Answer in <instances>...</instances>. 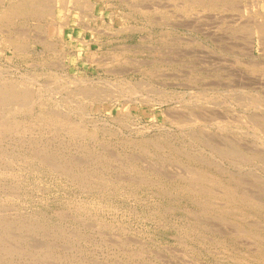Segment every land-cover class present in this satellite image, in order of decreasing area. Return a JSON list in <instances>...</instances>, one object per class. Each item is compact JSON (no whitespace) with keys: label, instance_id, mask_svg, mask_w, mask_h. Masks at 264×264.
Here are the masks:
<instances>
[{"label":"rangeland","instance_id":"rangeland-1","mask_svg":"<svg viewBox=\"0 0 264 264\" xmlns=\"http://www.w3.org/2000/svg\"><path fill=\"white\" fill-rule=\"evenodd\" d=\"M13 4L0 264H264V0Z\"/></svg>","mask_w":264,"mask_h":264},{"label":"bare ground","instance_id":"bare-ground-1","mask_svg":"<svg viewBox=\"0 0 264 264\" xmlns=\"http://www.w3.org/2000/svg\"><path fill=\"white\" fill-rule=\"evenodd\" d=\"M0 1H1V0H0ZM2 1H3V0H2ZM48 1H49V0H48ZM80 1H83V0H80ZM10 2H11V1H10ZM16 2H17V1H16ZM41 2H42V1H41ZM69 2H70V1H69ZM13 3H14V2H13ZM56 3H57V2H56ZM74 3H75V2H74ZM74 3H73V5H74ZM80 3H81V2H80ZM82 3H83V2H82ZM84 3H85V1H84ZM1 4H2V3H1ZM11 4H12V3H11ZM11 4H10V5H11ZM77 4H78V3H77ZM5 5H6V3H5ZM5 5H4V6H5ZM21 5H22V4H21ZM37 5H39V4H37ZM56 5H57V4H56ZM78 5H79V4H78ZM2 6H3V4H2ZM7 6H8V5H7ZM35 6H36V5H35ZM46 6H47V5H46ZM49 6H50V5H49ZM80 6H81V5H80ZM42 7H43V5H42ZM68 7H69V6H68ZM2 8H4V7H2ZM21 8H22L21 6H17V4H16V5L13 4L12 6H10V7L6 8V9H4V10L2 11V13H0V15L2 14V15H1V18H3V17L5 18V17L8 16V15L5 16V14H8V13L12 14L11 12H14V13H15V12H17V11H20ZM23 8H24V7H23ZM26 8H27V7H26ZM0 9H1V8H0ZM27 9H28V8H27ZM31 9H32V8H31ZM31 9H30V11H31ZM35 9H36V8H35ZM41 9H43V8H41ZM51 9H52V8H51ZM22 10H24V9H22ZM47 11H48V10H47ZM32 12H33V11H32ZM37 12H38V11H37ZM37 12H36V13H37ZM18 13H19V12H18ZM18 13H17V15L19 16V14H20L21 12H20L19 14H18ZM22 13H23V12H22ZM25 13H26V12H24V14H25ZM27 13H29V12H27ZM39 13H40V11H39ZM43 13H44V12H43ZM45 13H46V12H45ZM49 13H50V12H49ZM51 13H52V12H51ZM52 14H53V13H52ZM13 15H15V14H13ZM48 15H49V14H48ZM50 15H51V14H50ZM22 16H23V15H22ZM25 16H26V15H25ZM30 16H31V15H30ZM39 16H40V15H39ZM41 16H42V15H41ZM10 17H11V16H10ZM12 17H14V16H12ZM16 17H17V16H16ZM43 17H44V15H43ZM45 17H46V16H45ZM45 17H44V18H45ZM7 18H8V17H7ZM47 18H48V17H47ZM8 19H9V18H8ZM49 19H50V18H49ZM49 19H48V20H49ZM1 20H2V19H1ZM9 20H10V19H9ZM11 20H12V19H11ZM66 21H67V20H66ZM8 22H9V21H8ZM8 22H7V23H8ZM49 22H50V20H49ZM261 30L264 31L263 29H261ZM14 42H15V41H13V43H14ZM9 44H10V43H9ZM14 45L17 46L18 44L16 45V43H14ZM8 48H9V47H8ZM17 49H19V48H17ZM20 50H21V49H20ZM114 55H115V54H114ZM22 76H23V75H22ZM29 79H31V78H29ZM31 80H32V79H31ZM119 80H120V79H119ZM4 83H5V82H4ZM6 83H7V82H6ZM6 83H5V84H6ZM1 84H2V82H1ZM1 84H0V85H1ZM5 84H4V85H5ZM8 84H9V82H8ZM6 86H7V85H6ZM8 87H9V85H8ZM8 87H6V88H8ZM17 87H19V86L17 85ZM119 87H120V86H119ZM145 87H146V86H145ZM23 88H25V87H23ZM109 88H110V87H109ZM150 88H151V87H150ZM0 89H1V88H0ZM2 89H3V88H2ZM10 89H11V88H10ZM20 89H21V88H20ZM26 89H27V88H26ZM55 89H56V88H55ZM55 89H52L51 91H53V90H55ZM114 89H115V88H114ZM3 90H5V89H3ZM6 90H7V89H6ZM16 90H17V89H16ZM18 90H19V89H18ZM28 90H29V89H28ZM71 90H72V89H71ZM22 91H23V90H22ZM29 91H30V90H29ZM74 91H75V90H74ZM81 91H82V90H81ZM84 91H85V90H84ZM142 91H143V89H142ZM15 92H16V91H15ZM20 92H21V91H20ZM20 92H18V93H20ZM30 92H32V91H30ZM41 92H42V91H41ZM68 92H69V91H68ZM117 92H118V91H117ZM125 92H126V91H125ZM0 93H4V92H1V91H0ZM6 93H7V92H5V94H6ZM8 93L11 95L10 92H8ZM21 93H22V92H21ZM24 93H25V92H24ZM24 93H23V96H30V95H25ZM27 93H28V91H27ZM37 93H38V91H37ZM127 93H128V92H127ZM15 94H17V93H15ZM29 94H30V93H29ZM57 94H58V93H57ZM60 94H61V92H60ZM66 94H67V93H66ZM84 94H85V92H84ZM118 94H119V93H118ZM146 94H147V93H146ZM7 95H8V94H7ZM7 95H6V96H7ZM17 95H18V94H17ZM20 95H21V94H20ZM43 95H44V94H43ZM52 95H53V94H52ZM78 95H80V94H78ZM81 95H82V94H81ZM87 96H88V95H87ZM2 97H4V96H2ZM15 97H17V96H15ZM19 97H20V96H19ZM38 97H39V96H38ZM40 97H41V95H40ZM68 97H69V96H68ZM76 97H77V96H76ZM145 97H146V96H145ZM9 98H10V97H9ZM27 98H28V97H27ZM10 99H11V98H10ZM13 99H14V98H13ZM13 99H11V100L13 101ZM18 99H19V98H18ZM39 99H40V98H39ZM41 99H42V98H41ZM60 99H62V98L60 97ZM73 99H74V98H73ZM138 99H140V98H138ZM31 100H32V99H31ZM47 100H48V99H47ZM47 100H46V101H47ZM49 100H50V99H49ZM0 101H1V99H0ZM6 101H7V100H6ZM6 101H5V102H6ZM9 101H10V100H9ZM9 101H8V102H9ZM12 101H10V102H12ZM51 101H52V100H51ZM72 101H74V100H72ZM5 102H4V103H5ZM41 102H43V101H41ZM60 102H61V101H60ZM60 102H59V103H60ZM63 102H64V101H63ZM74 102H75V101H74ZM74 102H73V104H74ZM76 102H77V98H76ZM6 103H7V102H6ZM32 103H33V102H32ZM32 103H30V104H32ZM0 104H1V103H0ZM25 104H27V103H25ZM67 104H68V103H67ZM70 104H71V102H70ZM75 104H77V103H75ZM19 106H20V105H19ZM72 107H73V106H72ZM21 109H22V108H21ZM24 109H25V108H24ZM26 109H28V107H27ZM54 110H55V109H54ZM49 111H50V110H49ZM53 112H54V111H53ZM41 114H42V113H41ZM57 115H58V114H57ZM81 115H82V114H81ZM30 116H31V115H30ZM170 116H171V115H170ZM5 117H6V116H5ZM13 117H14V116H13ZM2 118H3V117H2ZM47 119H48V118H47ZM51 119H52V118H51ZM52 120H53V119H52ZM189 120H190V119H189ZM255 120H257V121H253V120H252V123H253V124H252V125H253L252 127H253L255 130H257V131L259 130V132H260V130H262L263 133H264V116H260V117H258V119H255ZM32 121H33V120H32ZM34 121H36V120H34ZM34 121H33V122H34ZM53 121H54V120H53ZM177 121H178V120H177ZM195 121H196V120H195ZM215 121H216V119H215ZM2 122H3V121H2ZM2 122H1V123H2ZM4 122H5V121H4ZM8 122H9V121H8ZM57 122H58V120H57ZM60 122H61V121H60ZM60 122H59V123H60ZM179 122H180V121H179ZM181 122H182V120H181ZM186 122H187V121H186ZM6 123H7V122H6ZM55 123H56V120H55ZM183 123H184V122H183ZM194 123H195V122H194ZM250 123H251V122H248L247 124H250ZM46 124H47V123H46ZM60 124H62V123H60ZM72 124H73V123H72ZM191 124H192V123H191ZM226 124H227V123H226ZM239 124H240V123H239ZM247 124H246V125H247ZM2 125H3V124H2ZM4 125H5V123H4ZM35 125H36V124H35ZM68 125H69V124H68ZM7 126H9L8 123H7ZM221 126H222V125H221ZM4 127H5L4 130H5V129H6V125H5ZM0 128H1V127H0ZM77 128H78V127H77ZM7 129H8V128H7ZM15 129H16V128H15ZM97 130H98V129H97ZM233 130H234V129H233ZM236 130H237V129H236ZM2 131H3V130H2ZM6 131H7V130H6ZM84 132H85V131H84ZM91 132H92V131H91ZM91 132H90V134H91ZM253 132H254V131H253ZM263 133H262V134H263ZM1 134H2V133H1ZM82 134H83V133H82ZM255 134H256V133H255ZM259 134H260V133H259ZM79 135H80V134H79ZM207 144H208V143H207ZM36 145H37V144H36ZM249 150H250V149H249ZM226 153H227V152H226ZM235 157H236V156H235ZM244 157H245V156H244ZM241 159H242V158H241ZM4 160H5V159H4ZM0 161H1V159H0ZM52 165H53V164H52ZM55 165H56V164H55ZM55 167H56V166H55ZM196 177H197V176H196ZM204 179H205V178H204ZM100 180H101V179H100ZM208 180H209V179H208ZM211 180H213V179L211 178ZM211 180H210V182H211ZM214 181H215V180H214ZM216 181H217V180H216ZM203 182H204V180H203ZM201 183H202V182H201ZM207 183H208V181H207ZM205 184H206V183H205ZM210 184H211V183H210ZM217 184H218V183H217ZM99 185H100V184H99ZM215 185H216V184H215ZM196 186H198V185H196ZM199 187H200V185H199ZM203 188H204V187H203ZM228 188H229V187H228ZM210 189H211V188H210ZM227 190H228V189H227ZM227 190L225 189V191H227ZM229 190H230V188H229ZM190 191H191V190H190ZM219 191H220V190H219ZM207 192H208V191H207ZM228 192H229V191H228ZM231 192H232V191H231ZM199 193H200V192H199ZM222 193H224V192H221V195H222ZM229 193H230V192H229ZM245 193H246V192H245ZM245 193H244V194H245ZM226 194H227V193H226ZM231 194H232V193H231ZM198 195H199V194H198ZM207 195H208V194H207ZM214 195H215V194H214ZM216 195H217V194H216ZM216 195H215V197H216ZM228 195H229V194H228ZM228 195H226V197H228ZM234 195H235V194L233 193V196H234ZM231 196H232V195H231ZM231 196H230V197H231ZM239 196H240V195H239ZM245 196H247V195H245ZM212 197H213V194H212L211 198H212ZM220 197H221V196H220ZM243 197H244V196H243ZM248 197H249V199L246 198V197H245V199L250 200L251 197H250V196H248ZM213 198H214V197H213ZM213 198H212V200H213ZM224 198H225V194H224ZM254 198H255V197H254ZM209 199H210V198H209ZM226 199H227V198H226ZM230 199H231V198H230ZM230 199H229V200H230ZM232 199H233V197H232ZM236 199H237V198H236ZM251 200H252V199H251ZM238 201H239V199H238ZM252 201H253V200H252ZM200 202H201V201H200ZM200 202H199V203H200ZM205 202H206V201H205ZM205 202H204V203H205ZM214 202H215V201H214ZM214 202H213L212 204H214ZM224 202H225V200H224ZM239 202H240V201H239ZM241 202H242V201H241ZM245 202H246V201H245ZM257 202H258V201H257ZM259 202H260V200H259ZM208 203H209V202H208ZM215 203H217V202H215ZM227 203H228V202H227ZM227 203H225V204H227ZM229 203H230V202H229ZM229 203H228V204H229ZM236 203H237V202H236ZM201 204H202V202H201ZM201 204H200V205H201ZM221 204H222V201H221ZM228 204H227V205H228ZM232 204H233V200H232ZM238 204H239V203H238ZM246 204H247V205H248V204L250 205V204H252V203L249 202V203H246ZM203 205H204V204H203ZM205 205H206V207H207V203H206ZM215 205H216V204H215ZM227 205H226V206H227ZM255 205H256V203H255ZM255 205H254V206H255ZM258 205H259V204H258ZM263 205H264V204H263ZM208 206H209V204H208ZM216 206H217V205H216ZM234 206H235V205H234ZM238 206H239V205H238ZM260 206H261V205H260ZM243 207H244V206H243ZM261 207H262V206H261ZM221 208H223V207H221ZM225 209H226V208H225ZM246 209H247V208H246ZM255 209H256V208H255ZM258 209H260V208H258ZM263 209H264V208H262V210H263ZM203 210H204V209H203ZM221 210H222V209H221ZM226 210H228V209H226ZM230 210L233 211L231 208L229 209V211H230ZM239 210H240V209H239ZM204 211H205V210H204ZM223 211H224V210H223ZM223 211H222V212H223ZM229 211H228V212H229ZM210 212H211V211H210ZM217 212H218V211H217ZM224 212H225V211H224ZM233 212H235V210H234ZM219 213H221V212L219 211ZM231 213H232V212H231ZM235 213H236V212H235ZM243 213H244V212H243ZM214 214H216V213H214ZM227 214H228V213H227ZM233 214H234V213H233ZM240 216H241V215H240ZM227 217H228V216H227ZM224 218H225V217H224ZM229 218H231V217H229ZM240 218H241V217H240ZM237 220H238V219H237ZM2 221H3V220H2ZM230 221H231V220H229V222H230ZM232 221H233V218H232ZM232 221H231V222H232ZM247 221H248V220H247ZM3 222H4V221H3ZM11 222H12V221H11ZM11 222H10V223H11ZM239 222H240V221H239ZM19 223H20V222H19ZM240 223H242V222H240ZM245 223H246V222H245ZM255 223H256V222H255ZM257 223H258V222H257ZM259 223H260V222H259ZM5 224H7V222H6ZM226 224H227V223H226ZM236 224H237V223H236ZM238 224H239V223H238ZM251 224H252V223H251ZM261 225H262V224H261ZM8 226H9V225H8ZM32 226H33V225H32ZM239 226H240V225H239ZM241 226H242V225H241ZM262 226H263V225H262ZM19 227H21V226H19ZM19 227H18V229H19ZM248 227H249V225H248ZM256 227L260 228V227L257 226V225H256L254 228H256ZM249 229H250V227H249ZM247 230H248V229H246V231H247ZM261 230H262V229H261ZM241 231H242V230H241ZM248 231H249V230H248ZM250 231H251V230H250ZM229 232H230V231H229ZM252 232H254V231H252ZM234 233H235V232H234ZM234 233H233V234H234ZM244 233H245V232H244ZM248 233H250V232H248ZM248 233H247V234H248ZM263 234H264V233H263ZM251 235H252V234H251ZM5 240H6V239H5ZM260 240H261V239H260ZM262 240H263V239H262ZM46 246H47V244H46ZM10 247H11V246H10ZM263 247H264V246H263ZM6 248H7V247H6ZM2 249H5V248H2ZM262 249L264 250V248H262ZM7 250H8V249H7ZM10 250L12 251V249H9L8 251H10ZM11 251H10V252H11ZM17 251H18V250H17ZM26 251H27V250H26ZM10 252H7L6 254H8V253H10ZM12 252H14V251H12ZM261 253H262V252H261ZM22 254H23V253H22ZM256 254H257V253H256ZM19 255H20V254H19ZM43 255H44V254H43ZM262 255H263V254H262ZM259 256H260V255H259ZM260 257H261V256H260ZM3 263H4V262H3Z\"/></svg>","mask_w":264,"mask_h":264}]
</instances>
